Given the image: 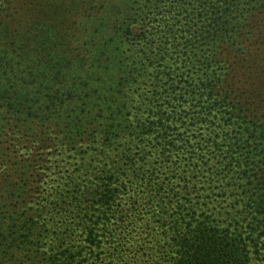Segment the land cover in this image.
<instances>
[{"label": "trees", "instance_id": "1", "mask_svg": "<svg viewBox=\"0 0 264 264\" xmlns=\"http://www.w3.org/2000/svg\"><path fill=\"white\" fill-rule=\"evenodd\" d=\"M187 104L230 116L247 236L186 203L168 223L139 176ZM82 143L104 165L47 187L43 150ZM263 239L264 0H0V264H249Z\"/></svg>", "mask_w": 264, "mask_h": 264}, {"label": "rangeland", "instance_id": "2", "mask_svg": "<svg viewBox=\"0 0 264 264\" xmlns=\"http://www.w3.org/2000/svg\"><path fill=\"white\" fill-rule=\"evenodd\" d=\"M196 108L199 107L185 105L182 110H187L189 118L176 121L163 136L155 138L153 135L138 147H132V155L141 169L139 176L151 177L154 189L161 190L165 196L161 208L166 211L168 223L177 217L180 205L186 203L195 207L198 214L211 215L224 227L237 228L247 236L251 221V213L245 207L248 201L244 182L247 179L237 173L238 147L230 146L234 134L230 116L217 111L216 116L213 112L208 117L210 120H192ZM77 147L79 151L75 148L61 151L56 145L43 150L42 167L48 172L47 187L64 183L83 162L93 160L91 167L103 166L106 162L96 154L91 158L94 149L86 148L87 144ZM260 169L261 164H258L253 173ZM126 181L132 178L127 177ZM249 250V264H264V239L258 247L250 245ZM157 258L159 256H154V261Z\"/></svg>", "mask_w": 264, "mask_h": 264}]
</instances>
